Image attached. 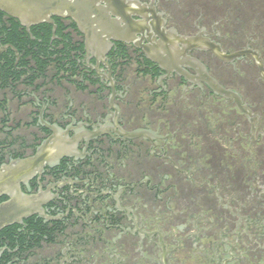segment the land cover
<instances>
[{"label":"flooded vegetation","instance_id":"obj_1","mask_svg":"<svg viewBox=\"0 0 264 264\" xmlns=\"http://www.w3.org/2000/svg\"><path fill=\"white\" fill-rule=\"evenodd\" d=\"M117 2L105 51L0 10V170L69 141L0 264H264V0Z\"/></svg>","mask_w":264,"mask_h":264},{"label":"water","instance_id":"obj_2","mask_svg":"<svg viewBox=\"0 0 264 264\" xmlns=\"http://www.w3.org/2000/svg\"><path fill=\"white\" fill-rule=\"evenodd\" d=\"M100 1H105L111 11L114 9L113 6L120 7L118 0H0V10L28 26L48 22L52 15L70 17L80 27L82 25L87 27L89 40L86 41V45L88 48L98 47L105 51L109 44L106 40H93L95 36L93 24L95 23L100 28L109 27L114 32H118L119 28L107 19L103 9L97 7ZM124 21L127 23L128 19ZM149 59L156 62L152 57ZM211 88L221 96L234 99L239 109L247 113L241 106L239 96L225 91L214 81ZM65 143L69 144L66 137L56 134L43 143L35 156L13 161L0 170V195L8 194L10 198L8 202L0 203V230L30 214L32 200L22 194L20 182L36 171H40L46 163H53L64 156V150L67 149Z\"/></svg>","mask_w":264,"mask_h":264}]
</instances>
